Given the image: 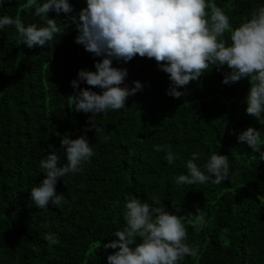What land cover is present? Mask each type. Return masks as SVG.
Instances as JSON below:
<instances>
[{
    "label": "trees",
    "instance_id": "trees-1",
    "mask_svg": "<svg viewBox=\"0 0 264 264\" xmlns=\"http://www.w3.org/2000/svg\"><path fill=\"white\" fill-rule=\"evenodd\" d=\"M25 2L7 0L0 16L42 23ZM214 2L234 28L264 5V0ZM71 3L73 14L86 6L84 0ZM49 16L65 34L44 47L21 44L14 26L0 31V264H107L116 250L103 245L124 228L125 203L139 198L153 204V197L157 206L181 216L189 244L198 246V256H185L180 264H264V160L237 140L249 127L264 133V125L246 113L250 78L226 85L224 75L231 69L210 65L175 98L168 94L169 74L155 58L137 54L130 62H114L128 69L126 84L138 80L144 88L129 96L125 109L96 117L111 137L99 139L94 130L86 131L91 113L74 111L68 97L77 91L71 82L79 70L95 71L102 58L75 42L78 31L68 14ZM224 39L230 43L228 33ZM80 87L101 91L85 83ZM84 135L96 145L95 156L67 177V184L58 183L57 193L66 197L62 209L32 205L30 191L45 178L40 161L53 151L63 156L62 136ZM158 144L172 146L175 164H168L166 152L155 151ZM193 152L200 153L201 166L213 152L227 155L230 180L176 185ZM49 232L58 244L44 239Z\"/></svg>",
    "mask_w": 264,
    "mask_h": 264
},
{
    "label": "clouds",
    "instance_id": "clouds-1",
    "mask_svg": "<svg viewBox=\"0 0 264 264\" xmlns=\"http://www.w3.org/2000/svg\"><path fill=\"white\" fill-rule=\"evenodd\" d=\"M7 0H0V6ZM85 7L74 13L71 0H26L24 7L32 10L42 23L25 24L16 16H0V31L14 26L21 44L28 48L44 47L56 35L65 32L57 19L49 13L68 14L78 31L75 42L92 53L96 60L95 71L81 69L71 84L77 91L68 99L76 112L91 113L86 131H95L97 137L110 139L108 131L97 123L96 117L109 110L125 109L129 96L144 88L140 81L134 86L125 83L129 75L125 67L114 62L127 63L139 54L155 58L158 67L169 74L171 86L168 94L180 98V89L199 80L210 65L227 66L231 71L224 75L226 85L250 78V91L246 96V113L264 125V5L253 8L250 17L233 27L226 12L214 0H84ZM206 9L208 11H206ZM228 33L230 43L224 39ZM98 87L81 88L80 84ZM233 134L235 130H233ZM240 144H247L264 160V133L249 127L237 134ZM95 144L87 135L77 139L61 137L60 151L48 154L40 161L39 168L45 178L31 189L32 205L46 209L51 203L63 207L66 197L57 193L61 179L79 172L82 165L91 163L95 156ZM156 152H166L169 165L176 163L177 154L171 145H155ZM62 158L67 163L61 165ZM200 153L193 152L186 161V174L175 177L176 185H203L209 182L220 185L230 180L231 171L227 155L213 152L201 166L196 161ZM139 198L128 200L123 208L126 222L117 238L103 245L105 250H116L107 256V264H180L185 256H198V246L189 244L188 233L181 216L165 207ZM30 205V206H32ZM177 212L180 208L177 207ZM200 210L197 208L196 212ZM202 220V217H200ZM137 238L142 242L137 243ZM44 239L50 245L59 243L55 233Z\"/></svg>",
    "mask_w": 264,
    "mask_h": 264
}]
</instances>
